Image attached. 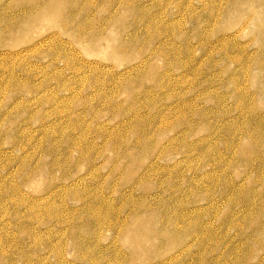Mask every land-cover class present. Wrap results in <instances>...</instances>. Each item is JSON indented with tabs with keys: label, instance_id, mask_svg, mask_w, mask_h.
<instances>
[{
	"label": "rangeland",
	"instance_id": "374dc122",
	"mask_svg": "<svg viewBox=\"0 0 264 264\" xmlns=\"http://www.w3.org/2000/svg\"><path fill=\"white\" fill-rule=\"evenodd\" d=\"M0 264H264V0H0Z\"/></svg>",
	"mask_w": 264,
	"mask_h": 264
},
{
	"label": "bare ground",
	"instance_id": "6f19581e",
	"mask_svg": "<svg viewBox=\"0 0 264 264\" xmlns=\"http://www.w3.org/2000/svg\"><path fill=\"white\" fill-rule=\"evenodd\" d=\"M224 44V43H223ZM236 60V59H235ZM92 165V164H91ZM216 185V184H215ZM116 211V210H115ZM113 213V212H112Z\"/></svg>",
	"mask_w": 264,
	"mask_h": 264
}]
</instances>
